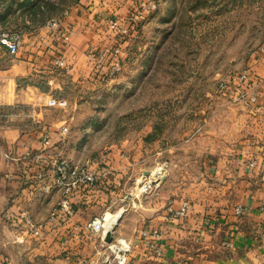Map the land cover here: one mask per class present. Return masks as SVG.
<instances>
[{"label": "crops", "instance_id": "crops-1", "mask_svg": "<svg viewBox=\"0 0 264 264\" xmlns=\"http://www.w3.org/2000/svg\"><path fill=\"white\" fill-rule=\"evenodd\" d=\"M130 9L132 0H78L60 20V32L38 24L21 30L22 42L15 54L0 49V264H112L104 240L87 226L112 205L111 213L122 212L113 236H123L132 245L123 264H264V213L259 209L264 198V49L247 61L256 100H233L235 107L242 108L244 138L229 155L211 165L214 180L209 191L199 189L197 196L178 198L173 196L177 187L162 180L158 196L146 194L140 204L139 196H131L132 187L128 191L124 182L118 181L119 196H109L108 188L101 184L109 181L106 175L108 179L96 180L90 188L71 196L72 214L61 209L51 214L62 193H43L40 186L50 178L49 164L42 165L47 176H38L40 167L26 151L43 150L47 156L63 151L68 155L72 144L61 137L62 117L48 113L51 106L47 100L52 94L29 79L46 68L55 70L56 76H49L47 82L60 87L59 75L72 79L88 75L92 62L97 63L88 55L93 49L90 46H99L98 50L117 43L107 29V19L122 17ZM60 55L65 57L68 71L53 63ZM21 78L28 80L20 84ZM20 104L31 107L24 115L38 121L37 126L24 128L13 121L20 113L14 106ZM43 131L50 138L45 147ZM120 161L118 166L124 171L132 163L128 158ZM181 198L190 201L191 209L183 217L174 216L167 206H177ZM143 202L148 203L145 211ZM237 203L246 207L243 214H234ZM22 211L39 224V232L33 231ZM147 226L162 231L154 241L158 251L143 241L140 229Z\"/></svg>", "mask_w": 264, "mask_h": 264}, {"label": "rangeland", "instance_id": "rangeland-1", "mask_svg": "<svg viewBox=\"0 0 264 264\" xmlns=\"http://www.w3.org/2000/svg\"><path fill=\"white\" fill-rule=\"evenodd\" d=\"M9 1L0 0V13ZM19 1L13 2L14 9ZM37 1L41 4L37 14L16 8L0 27L21 31L47 20L60 22L78 0ZM114 37L121 45L122 66L110 80L103 76L102 62H92L88 75L77 79L59 75L60 87L47 82L49 76H56L55 70L46 68L29 79L68 100L65 108L48 105L50 116L62 117L59 127L67 126L62 139L72 144L67 150L70 156L63 151L57 155L76 163L85 158L97 162L109 170L97 178L108 175L109 181L101 184L110 189L109 196H119L118 181L124 182L128 191L132 187L131 196H139L140 204L149 192L138 193L136 180L162 164L167 168L163 180L177 187L173 196L191 198L199 189L209 191L214 180L211 165L244 138L242 108L233 105L230 88L218 91L217 83L222 79L232 87L238 72L260 51L264 0H159L128 35ZM98 47L90 46L91 51ZM14 108L20 112L15 123L24 128L38 125L24 115L29 105ZM125 158L132 163L124 171L118 164ZM143 203L145 211L148 203ZM109 209L104 218L121 213Z\"/></svg>", "mask_w": 264, "mask_h": 264}, {"label": "built area", "instance_id": "built-area-1", "mask_svg": "<svg viewBox=\"0 0 264 264\" xmlns=\"http://www.w3.org/2000/svg\"><path fill=\"white\" fill-rule=\"evenodd\" d=\"M159 0H136L133 5V9H130L124 16H110L106 21L107 29L116 37H124L135 28L137 23L141 21L150 11H153L157 7ZM49 30L53 32H60L61 24L55 20H47L43 23ZM22 42V33L17 29H10L0 27V49L6 50L9 54H15ZM264 49V37L263 43L260 46V50ZM91 58H94L101 67H104L103 76L105 80H110L113 76L121 70V45L115 43L111 46H103L96 51L88 52ZM53 63L65 71H68V65L65 61V57L60 55L54 58ZM248 68H243L236 75V79L233 80V85L230 87L224 80L220 79L217 83L218 91H227L230 88L232 93V100H246L253 102L256 100V92L250 88L252 82ZM47 104L65 108L68 105V100L65 97L50 96L47 100ZM67 130V126L62 124L60 126V132L63 134ZM42 147L47 146L50 143V138L47 134L41 135ZM29 154V152H28ZM27 154V155H28ZM33 159L40 170L37 175L44 177L45 165L47 162L50 169V178L41 184V190L44 193H50L52 190L61 191L62 197L57 201V204L51 210V214L54 215L56 211L63 210L67 215L72 214L71 196L74 193L90 188L100 175H105L109 170L101 168V166L91 160L85 158L82 162H71L68 158L62 155L47 156L43 154L42 150L33 151L28 155ZM44 161V163H42ZM250 164L254 161L250 160ZM43 168V169H42ZM46 175V173H45ZM167 175L166 166L159 165L151 168L147 174H143L141 178L136 180V189L138 193H153L158 194V189L162 183L163 178ZM191 209V203L187 198H181L177 206L168 205L167 210L174 216L183 217L188 214ZM259 209L264 213V198L259 202ZM246 211V207L237 203L233 206L234 214L240 215ZM22 217H24L29 225L32 226L34 232H39V224L33 223L29 214L22 211ZM105 218L103 213L94 216L87 226L97 232L99 237L103 239L105 234ZM140 234L143 241L147 246H150L153 250L158 251V246L155 245V240L160 238L162 231L158 227H143L140 229ZM104 240V239H103ZM106 248L112 253V264H123L127 261V256L131 251V242L123 236H113L110 243L104 241ZM105 259H109V254L105 255Z\"/></svg>", "mask_w": 264, "mask_h": 264}, {"label": "trees", "instance_id": "trees-1", "mask_svg": "<svg viewBox=\"0 0 264 264\" xmlns=\"http://www.w3.org/2000/svg\"><path fill=\"white\" fill-rule=\"evenodd\" d=\"M15 0H10L4 7L2 12L0 13V25L6 24L7 17L10 13L14 12L16 8H19L20 10L25 9L27 13H31L32 15L37 14L40 11L39 2L37 0H34L32 2H24L23 0H20L15 7V9L12 7V4ZM29 26V25H26Z\"/></svg>", "mask_w": 264, "mask_h": 264}, {"label": "water", "instance_id": "water-1", "mask_svg": "<svg viewBox=\"0 0 264 264\" xmlns=\"http://www.w3.org/2000/svg\"><path fill=\"white\" fill-rule=\"evenodd\" d=\"M121 214H122V212L115 219V222L111 225V227L105 231V234H104V237H103L104 241L109 242V241L112 240L113 231H114V229H115V227H116V225H117V223H118V221H119V219L121 217Z\"/></svg>", "mask_w": 264, "mask_h": 264}, {"label": "bare ground", "instance_id": "bare-ground-1", "mask_svg": "<svg viewBox=\"0 0 264 264\" xmlns=\"http://www.w3.org/2000/svg\"><path fill=\"white\" fill-rule=\"evenodd\" d=\"M118 215L119 214H116V215L111 216L110 218H105L104 227L106 230L111 227V225L115 222V219L118 217ZM107 243H110V241Z\"/></svg>", "mask_w": 264, "mask_h": 264}]
</instances>
